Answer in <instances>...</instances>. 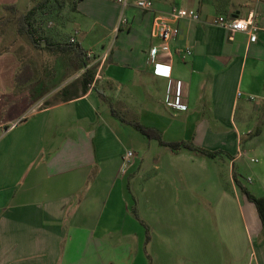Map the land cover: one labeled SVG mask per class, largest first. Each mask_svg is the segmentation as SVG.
Listing matches in <instances>:
<instances>
[{
	"label": "crops",
	"instance_id": "1",
	"mask_svg": "<svg viewBox=\"0 0 264 264\" xmlns=\"http://www.w3.org/2000/svg\"><path fill=\"white\" fill-rule=\"evenodd\" d=\"M21 1L0 0V20L11 17L7 5L18 13L34 5ZM152 1L151 11L130 6L129 23L119 29L115 0L66 3L65 26L74 24L80 47L88 35L100 34L98 49L81 47L95 54L94 79L85 94L33 111L43 96L30 94L35 80L19 87L14 80L28 49L9 22L0 29V264H264V229L254 203L233 179L229 189L214 172V162L227 159L229 172L234 165L239 182L264 196V0ZM171 6L195 9L200 21H170L178 33L154 38L155 17ZM251 12L259 27L254 42L211 23L216 15ZM110 33L114 43L106 41ZM175 92L178 107L168 104ZM108 103L166 142L192 141L230 157L173 153L112 116ZM127 150L133 156L121 172ZM152 153L162 156L144 170L137 156ZM246 166L253 170L243 176ZM203 172L216 176L218 193L202 189L196 205L183 194L154 195L159 179L163 191L175 184L181 191L205 187ZM135 183L147 196L148 220L137 198L128 196ZM157 202L166 209L157 210ZM142 220L151 225L149 235Z\"/></svg>",
	"mask_w": 264,
	"mask_h": 264
},
{
	"label": "rangeland",
	"instance_id": "2",
	"mask_svg": "<svg viewBox=\"0 0 264 264\" xmlns=\"http://www.w3.org/2000/svg\"><path fill=\"white\" fill-rule=\"evenodd\" d=\"M25 0H22L21 2H24ZM39 0H33V4L37 3ZM62 2V6L64 7V5L67 3L69 4V2H71V0H60ZM73 1V0H72ZM21 2L18 3V5H21ZM31 2V1H30ZM63 7L60 9L61 12H59L60 14L58 15L57 18H52V25L50 27L47 26L48 21L46 19L42 20V19H37V27H38V35H43L46 36V31H49V33H56V31L58 30V34L59 36L56 37L57 39H61V35L64 32L65 34H72L73 33V25L72 23L69 24L68 26H65V16L68 13V11L63 10ZM68 10V9H67ZM12 27H14L13 25H11ZM42 26V27H41ZM61 30V31H60ZM61 32V33H60ZM57 34V35H58ZM97 31L96 33H92L90 35H88L86 37V39L83 41L81 47L83 49H87V48H94V49H98L100 47V45H97L96 40L98 41V36L97 35ZM114 39H115V34L114 33H110L107 36L106 41L107 42H112L114 43ZM22 43H23V47H27V63H30L34 72H35V78L33 80H35L34 85H32L30 87V92L37 94L38 97H40L41 95H43L42 97H40V99H38L39 101H37V103L34 105L36 108H39L40 106L44 105L43 103L45 101H50L53 100L57 94H58V90L61 89L63 86H65L66 84H69L71 82H74L75 86H79V79L81 77V74L83 73L82 69L81 70H75V64H71V62H69L67 60V58L63 55V54H51L45 50L42 49V45H43V41L39 40L36 44H31L29 40H27L25 37H23L22 39ZM91 61L93 59H90ZM88 63H90V61H88ZM35 65V67H34ZM92 67V66H91ZM32 80V81H33ZM40 80V83L36 82ZM42 86V90L40 89V87ZM37 97V98H38ZM96 97V96H95ZM32 98V97H31ZM98 99V98H97ZM32 108V106L30 107V109ZM131 125V124H130ZM162 155L157 154V153H152L150 155H146V156H140L138 155L137 157L139 159H142V167L144 170H146V168L150 167V166H154L156 164V162L158 163L159 159L161 158ZM259 158V157H257ZM158 159V160H157ZM259 160V159H258ZM131 161V159H130ZM244 161V160H243ZM139 162H137L136 165H138ZM237 164V163H236ZM214 165L217 166V170L218 171H214L215 175L217 174V177L220 178L222 183H225V185L228 186L229 189H232L233 187V180H232V173L229 172V170L227 169L228 166H230V164H228V160L226 159V162H222L221 160H216L214 162ZM253 167L258 166V163L252 164ZM255 165V166H254ZM253 167L251 169V167L246 168V170L240 171L241 173H247L249 169L253 170ZM148 172H145L144 174L147 175ZM242 173V175H243ZM243 176H246V175ZM201 175V173H200ZM212 176V173L210 172H203L202 173V177H203V185H205V187H196L195 185H190V187H187V191H181L179 188H175L178 187L177 184H175V187L168 185V183H166V186H170L168 187V189L165 191L159 190L160 188H163L164 185H162V181L159 179L157 180V191L155 192V197L157 198H161V199H165L168 198L169 196H171V198H174L173 196H178L180 194L183 195H187L189 197V199L191 200L192 198L195 200V203H198V201H203V195L204 192L201 191L206 190L207 192H209L210 194L216 195L218 193V191H216V189L214 188V185L212 184V182H214L216 180V176ZM238 179L243 182L242 177L239 175ZM145 179H141L139 180L140 183L142 184L144 182ZM165 184V183H164ZM137 183H135L133 185L134 191L133 189H131L129 191L128 196H132V194L134 195V198H137L138 201V209L140 212H143V214L146 215L145 219H149V217L147 216L146 212L148 211L147 208V202L145 201V199H147V196L145 194H143L142 190H140L137 187ZM238 186V185H237ZM254 186V185H253ZM249 187V186H248ZM132 188V187H131ZM239 188V186H238ZM251 190H255L256 194H259V191L257 189H254L252 186L250 187ZM135 192V193H134ZM133 199V198H132ZM193 200V201H194ZM192 201V200H191ZM166 205L167 204H158L157 202V210H160L162 208L166 209ZM196 205V204H195ZM135 200H133L132 202V211H136V207H135ZM116 212V209H115ZM149 212H151V209H149ZM149 223L148 221H141L142 224V228H144L146 230V234L149 235V230H152L151 225H150V229L147 223ZM178 221L174 222V225L177 226Z\"/></svg>",
	"mask_w": 264,
	"mask_h": 264
},
{
	"label": "trees",
	"instance_id": "3",
	"mask_svg": "<svg viewBox=\"0 0 264 264\" xmlns=\"http://www.w3.org/2000/svg\"><path fill=\"white\" fill-rule=\"evenodd\" d=\"M78 0H71L69 4L73 8ZM62 1L60 0H39L35 3L31 8H29L26 12L18 13L15 10L14 5H7L5 9H7L11 17L0 20V29L4 28V25L8 22L10 25L14 26V30L16 34L20 37H25L30 41L31 44H36L39 40L43 41L42 49L51 53V54H63L65 57L74 58V60L70 61L71 64H75V70H82L83 73L79 79V86H75L74 82L66 84L57 92V96L50 101H45L44 105H51L55 102H65L74 98H77L86 93L89 89L90 84L94 79V69L93 67L85 68L89 59L86 57V51L81 49L79 43H71L69 42V35L66 37L65 34L62 33L61 39H54L51 37L49 31H46V36L38 35V27L36 25L37 19H46L47 21H51L52 18H57L60 14V9L63 7ZM42 27V26H41ZM4 49H8V46H4ZM1 51V50H0ZM35 78V72L30 63L22 62L18 72L15 74L14 80L16 86H21L26 84L27 82L33 80ZM32 94V92H30ZM99 97L104 98L101 93H97ZM110 113L115 118L119 120L128 122L134 128H136L139 132H141L147 138L156 139L158 143L162 146H167L171 152L177 153L182 149L189 150L196 155L204 156L207 158H215L216 156H226L230 157L227 153L222 150H209L204 147L198 146L194 144L192 141H180V142H166L162 139L160 133L152 128L145 127L137 122L128 121L122 115H120L114 107L108 103ZM24 120V119H23ZM22 120V121H23ZM232 179L239 186L240 190L246 195V197L252 201L257 209L258 216L260 218L262 227L264 229V196H255L248 189L243 186L239 182V174L236 172L235 166L232 165ZM136 214V211H133Z\"/></svg>",
	"mask_w": 264,
	"mask_h": 264
},
{
	"label": "built area",
	"instance_id": "4",
	"mask_svg": "<svg viewBox=\"0 0 264 264\" xmlns=\"http://www.w3.org/2000/svg\"><path fill=\"white\" fill-rule=\"evenodd\" d=\"M115 2L119 6L116 28L119 29L121 27H126L129 23V18L126 14V10L130 6H134L143 11H151L153 9V1L152 0H115ZM255 13L251 12L247 17H234L232 15H216L212 18L211 23L219 26L230 33H234L236 31L244 32L248 35V39L250 42H254L257 37V31L259 29L257 23L255 22ZM179 19H189L192 21H200V16L198 11L191 8H184L178 6H171L170 9L159 16H156L154 19V28L152 36L158 38L162 41H166L170 37L175 36L178 33V28L170 25V21H176ZM52 25V21H48L47 26L50 27ZM78 30L74 29L73 33L69 35V42L76 43V35ZM153 50V48H151ZM153 52V51H152ZM161 53L168 54V50L164 47L161 49ZM191 51L189 49L185 50L184 54H190ZM152 55V53H151ZM184 56V55H183ZM86 57L89 59L90 63H87L85 68L91 66L92 61L90 59L95 58V54L93 51H86ZM84 70V69H83ZM172 97L169 96L168 104L178 107L181 106L178 95L171 93ZM36 109L33 106L30 111ZM26 114L19 117L17 120L9 122L5 127L2 128V131H6L8 129L14 128L18 125L24 118ZM133 156V152L131 150H127L126 153L121 158L120 171L123 172L128 165H130V159ZM251 162H256V158H250Z\"/></svg>",
	"mask_w": 264,
	"mask_h": 264
}]
</instances>
